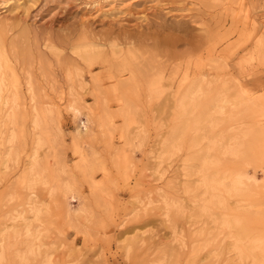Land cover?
I'll return each instance as SVG.
<instances>
[{
	"label": "rangeland",
	"instance_id": "374dc122",
	"mask_svg": "<svg viewBox=\"0 0 264 264\" xmlns=\"http://www.w3.org/2000/svg\"><path fill=\"white\" fill-rule=\"evenodd\" d=\"M0 30L63 132L41 156L66 162L79 196L67 205L86 212L79 232L64 200L34 192L49 205L35 228L48 229L42 252L53 264H264V0H0ZM84 45L100 52L91 69L74 54ZM72 65L88 83L79 118L60 89ZM198 80L201 99L177 106ZM21 114L18 163L5 169L0 152V231L30 195L16 187L33 149ZM81 122L89 132L78 137ZM234 134L237 155L223 156ZM239 174L245 185L233 196L221 183Z\"/></svg>",
	"mask_w": 264,
	"mask_h": 264
},
{
	"label": "bare ground",
	"instance_id": "6f19581e",
	"mask_svg": "<svg viewBox=\"0 0 264 264\" xmlns=\"http://www.w3.org/2000/svg\"><path fill=\"white\" fill-rule=\"evenodd\" d=\"M74 54L76 55L78 60L84 61L87 64V67L91 69L95 63V58H97L100 55V52L96 50L94 47L92 48L89 45H84L83 47L76 50ZM17 61H18L17 58H15L14 55L12 56L8 52L7 45L5 44V40L2 37V31L0 30V152L3 147L6 148V152L4 151V155H3V159H4L3 167L5 169H9L11 167L10 165L14 166V164L16 165L18 163L17 161L18 157L16 154L17 152L16 145L19 142L20 135L22 133L20 131V128L21 126L22 127L24 126V125L19 126L23 122L20 119V117H22V115L24 114V113L21 114L22 112H25V115L30 116V117L27 116L28 117L27 119L28 120L31 119L30 124L32 126V132H33V138H32L33 149L29 157V161L27 162V166L25 167L23 173L19 176L16 182V187L19 188V190L21 189L27 191L29 192L30 195L27 198L21 210H16L13 213L6 216V221H8L10 225H6L0 231V264H53L52 257L48 253L43 254L42 252V249L46 246L45 243L42 241V239L44 238L48 229H46L45 227L42 228L41 225L45 224L43 222H45L46 216L48 217L50 214L49 205L40 203L37 200V197L34 194V192L39 187L48 188L49 195L52 200L62 199L66 202V205L78 202L79 196H78L77 187L72 182L73 178L71 179V177L69 176L70 173H68L66 162L59 161L63 159H60L59 155L57 154L56 156L57 158H59V160L57 159L59 162H56L57 160L56 161L54 160L56 164L57 163L58 164L55 165L54 162L53 166L51 165L52 167H54L52 168L47 163L48 160L43 159L41 156V152L45 147H48L49 150L52 151V153L51 151H49L52 155L53 152L55 153L56 147H58L57 144L59 143L60 136L63 132L61 128L58 126V123L56 124L54 120L55 119L54 115L56 114L55 113L56 111L54 112L52 108L48 107L46 103L40 100L38 96V91H40L41 88L39 85L35 84L34 75L31 74V72H26L25 69V73L23 74L22 72L23 76L21 75L20 77V74L18 73V69H17V64H18ZM101 62L103 64L109 63V61L107 60ZM27 70L29 71V69ZM62 70L65 75L66 83L60 89L65 90L67 94L66 97L68 96L67 107H69V109L75 114V116L79 118L80 115L82 114L81 111L84 105L79 96L78 89L85 90L88 87V83L85 81L83 76V71L79 67L72 65V66L64 67L62 68ZM93 82L96 91L99 90L100 86L97 84L95 79L93 80ZM190 85L191 86L188 87L187 91L184 90L186 91V93L184 92L185 93L184 95L182 93L183 96H178L180 97V99L177 98L176 105L179 106L180 108H186L187 106L191 108L190 105L192 106L193 104H196V102L201 99V95L204 91L203 81L198 80V82H194L193 84ZM208 85H209L208 90H211L212 88L210 83ZM152 91L157 93L156 89H153ZM23 93L27 95L29 99V105L28 103L26 104L23 101L25 99V98L23 99L22 96ZM214 102H216L217 104H221L219 105L220 110H223L222 105L225 103L224 101H220L219 103L217 100L212 99L211 103L214 104ZM103 103L106 107L107 103L105 101ZM27 105L28 108L30 106L29 109L30 111L28 112H27L28 109H26ZM23 118L25 119V116H23ZM19 121L20 124L18 123ZM87 132H89L88 128L85 127V124L83 122H81L79 126V131L77 132L76 135L79 137ZM241 138H243V136H240V134L239 135L234 134L230 139L231 144L222 147L221 149L222 152L220 153H222L223 156H233V157L236 156L238 149L242 144L240 142L243 141ZM73 139L75 140V138ZM206 160L207 159H205L204 161L206 162ZM86 162L85 161L83 162L84 167H87L85 165H89L90 163L89 162L85 164ZM54 165L56 166V168ZM205 167L208 168L209 166H205ZM203 171L204 170H202L201 173ZM205 174H207V172ZM227 177H223L225 182L223 181L221 184L225 186L227 192L230 194L232 193V195L233 193L238 192L245 185L246 177L244 175L239 174L235 177L232 178L230 177V179L229 176ZM226 178L227 180H229L227 181V183H226ZM216 180L217 179H215V181ZM220 180L222 181V179ZM216 182H214V180L211 177L207 175H203L202 183L205 188L214 190V186ZM211 193L212 192H210V194ZM238 196L240 195L238 194ZM10 198L13 200L16 198V195L14 196L11 195ZM204 209L207 208L204 207ZM65 211L70 222H72V224L74 223L72 226L75 229H77L79 232H82V229L78 224V218L80 219L81 218L80 215L86 213L84 207L72 208L71 205H67ZM36 224H41V225L35 228ZM83 226L84 225H82V227ZM240 229L243 235H245L248 232L246 227H244L243 225L240 227ZM247 234L249 235V233ZM240 239L241 238H239V240ZM257 239H262V238H257ZM261 242L263 244L264 241ZM243 244L245 246V242H243ZM237 245L239 244L237 243ZM251 245L249 244L247 248L249 247H250L249 249H251L252 247L255 248L254 245L252 247ZM259 246H261L260 243ZM249 251L250 250H248L247 252ZM245 256H247V254ZM258 258L255 261V264H258L259 262ZM260 261L262 260L260 259ZM261 263H263V261L260 262L259 264Z\"/></svg>",
	"mask_w": 264,
	"mask_h": 264
}]
</instances>
